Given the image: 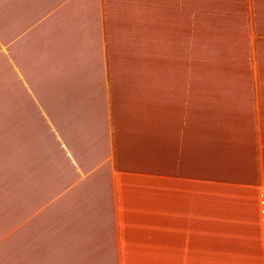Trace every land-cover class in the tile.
<instances>
[{
    "label": "crops",
    "instance_id": "0c3cea01",
    "mask_svg": "<svg viewBox=\"0 0 264 264\" xmlns=\"http://www.w3.org/2000/svg\"><path fill=\"white\" fill-rule=\"evenodd\" d=\"M195 232L264 242V0H0V264Z\"/></svg>",
    "mask_w": 264,
    "mask_h": 264
},
{
    "label": "rangeland",
    "instance_id": "374dc122",
    "mask_svg": "<svg viewBox=\"0 0 264 264\" xmlns=\"http://www.w3.org/2000/svg\"><path fill=\"white\" fill-rule=\"evenodd\" d=\"M246 58H249V53H244ZM215 61H218L217 54L215 55ZM197 65L199 63L196 62ZM170 66L174 67L173 71H168L169 74H183L179 67H176L175 64ZM217 69L216 65H213L210 68V74ZM200 69L197 67V71ZM151 70L148 71V75ZM156 73V71H153ZM163 76L166 75L165 72H162ZM242 75H245V70L240 71ZM255 71L253 69V75ZM187 72H184L186 75ZM190 74V73H189ZM196 75H202V73L198 74L196 70L194 71ZM209 71L207 69V73ZM250 75V72H249ZM205 76V75H204ZM207 76V75H206ZM9 85V84H8ZM5 87V94L10 93L9 86ZM247 86V85H246ZM245 85H242V89L238 91L248 90ZM5 105L9 107V95L5 99ZM5 105L4 108L6 107ZM7 108V107H6ZM4 118V117H2ZM228 232L229 229L227 230ZM234 231V230H232ZM231 231V232H232ZM233 236L230 239L225 234H210L209 232H195V236H193V242L187 243L185 248L172 247L170 250H160V249H152V245H142L141 247H137L132 245L129 250L130 258L125 260L124 264H186L187 261H194V264H264V242L260 243L259 241H241V237L237 234H231ZM243 239H249V237L244 235ZM254 240H257L253 236ZM183 251H189V257L191 259L185 260L186 254L181 253ZM165 251V252H164ZM173 251V252H171ZM116 264L120 263L115 261Z\"/></svg>",
    "mask_w": 264,
    "mask_h": 264
}]
</instances>
